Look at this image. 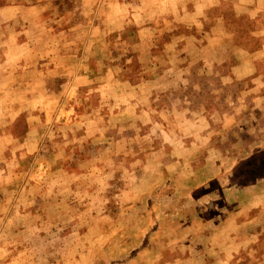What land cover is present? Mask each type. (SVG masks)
<instances>
[{"label": "rangeland", "instance_id": "374dc122", "mask_svg": "<svg viewBox=\"0 0 264 264\" xmlns=\"http://www.w3.org/2000/svg\"><path fill=\"white\" fill-rule=\"evenodd\" d=\"M0 264H264V0H0Z\"/></svg>", "mask_w": 264, "mask_h": 264}]
</instances>
